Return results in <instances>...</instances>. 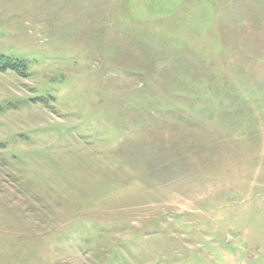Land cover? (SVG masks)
Wrapping results in <instances>:
<instances>
[{
  "label": "rangeland",
  "instance_id": "rangeland-1",
  "mask_svg": "<svg viewBox=\"0 0 264 264\" xmlns=\"http://www.w3.org/2000/svg\"><path fill=\"white\" fill-rule=\"evenodd\" d=\"M0 264H264V0H0Z\"/></svg>",
  "mask_w": 264,
  "mask_h": 264
},
{
  "label": "trees",
  "instance_id": "trees-1",
  "mask_svg": "<svg viewBox=\"0 0 264 264\" xmlns=\"http://www.w3.org/2000/svg\"><path fill=\"white\" fill-rule=\"evenodd\" d=\"M13 69L16 71H24L25 64L21 61L17 62V60L12 57H8L5 55L0 56V70Z\"/></svg>",
  "mask_w": 264,
  "mask_h": 264
}]
</instances>
